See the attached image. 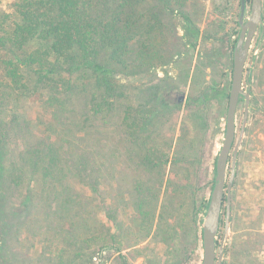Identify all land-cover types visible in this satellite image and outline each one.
I'll return each instance as SVG.
<instances>
[{
	"label": "rangeland",
	"instance_id": "1",
	"mask_svg": "<svg viewBox=\"0 0 264 264\" xmlns=\"http://www.w3.org/2000/svg\"><path fill=\"white\" fill-rule=\"evenodd\" d=\"M159 3L149 0L147 5L156 11ZM251 4L249 0L246 20ZM169 9L164 13L166 28L161 35L150 28L155 22L151 11L144 16L151 21L150 26L144 27V34L135 36V42L145 37L162 41L164 64L137 68L131 75L121 74V81L130 84L131 90L135 88L132 102L148 101L155 94V110L165 98L177 102L173 110L167 113L163 109L160 114L162 133L151 131L150 144L165 149L161 162L156 170L153 164L144 162V148L127 136L119 112L113 131H101L98 126L99 131L87 138H102L103 145L112 148L105 149L104 154H112L120 163L107 160L109 168L104 166L108 174L99 196L72 207L84 220L76 215L73 219L65 212L69 209L60 205L64 188L46 205L35 183V205L21 208L22 219L33 209V223L20 229L25 240H15L11 245L17 264H203L201 229L207 210L203 202L211 197L216 157L225 137L233 54L241 32V4L240 0H172ZM253 39L258 53L250 55L245 69L246 89L252 96L237 158L225 264H264V0L263 23ZM172 88L177 94L170 96ZM224 88L227 94L222 93ZM183 94L184 99L178 100ZM241 99L238 133L245 109V99ZM23 104L33 118L37 103L28 98ZM152 151L157 156L162 154L154 148ZM113 161L118 164L112 169ZM110 169L113 177L109 178ZM81 186L76 184V194ZM149 188L153 192L147 191ZM26 192L24 188L14 192L13 204L24 201ZM225 207L226 201L218 245L226 227Z\"/></svg>",
	"mask_w": 264,
	"mask_h": 264
},
{
	"label": "trees",
	"instance_id": "2",
	"mask_svg": "<svg viewBox=\"0 0 264 264\" xmlns=\"http://www.w3.org/2000/svg\"><path fill=\"white\" fill-rule=\"evenodd\" d=\"M9 1L0 0V264H17L11 245L22 243L20 229L33 223V209L22 219L21 208L35 205V183L46 205L64 188L60 205L73 219H85L72 207L99 196L108 174L104 164L117 159L104 154L112 148L102 138H87L98 126L113 131L119 112L127 136L144 148L141 158L156 170L165 149L150 144L151 131L162 133L161 112L177 106L165 98L155 110L156 94L134 103L135 88L121 81V74L157 68L166 59L156 37L135 42L150 26L144 17L153 9L149 0ZM171 5L172 0H160L152 11L150 28L160 35ZM28 98L37 103L33 118L23 104ZM117 164L113 161L112 169ZM77 183L83 186L78 194ZM23 188V203L13 204V193ZM209 200L203 202L205 209Z\"/></svg>",
	"mask_w": 264,
	"mask_h": 264
},
{
	"label": "water",
	"instance_id": "3",
	"mask_svg": "<svg viewBox=\"0 0 264 264\" xmlns=\"http://www.w3.org/2000/svg\"><path fill=\"white\" fill-rule=\"evenodd\" d=\"M248 0H241L239 23L241 32L234 50V65L232 82L226 116V131L222 147L216 162V177L206 215L203 221V264H224L227 241L232 214V190L236 177L238 155L242 146L249 120L251 92L244 89L245 69L250 57V50L259 26L263 23V0H252L251 13L245 19ZM253 62V59H251ZM185 97L183 94L182 98ZM242 97L246 99L245 113L238 133L237 113ZM232 155V169L228 180L229 158ZM226 201V227L220 244L218 234L221 227V218Z\"/></svg>",
	"mask_w": 264,
	"mask_h": 264
},
{
	"label": "flooded vegetation",
	"instance_id": "4",
	"mask_svg": "<svg viewBox=\"0 0 264 264\" xmlns=\"http://www.w3.org/2000/svg\"><path fill=\"white\" fill-rule=\"evenodd\" d=\"M253 44H254V41H253ZM253 44H252L253 47H252V49H251V53H250V55H252V56L254 55V52H255V50H254V45H253ZM257 53H258V52H257ZM249 58H250V57H249ZM245 82H246V80H245V78H244V89L247 90L246 88H247L248 85H246ZM175 93L177 94V91L174 90V88H172V89L169 90V95H170V96L173 95V94H175ZM182 96H183V95H181L180 97H178V100H183L184 97L182 98ZM242 98H243V97H242ZM244 98H245V97H244ZM244 98H243V99H244ZM245 107H246V99H245ZM244 113H245V109H244ZM223 212H224V208H223ZM223 212H222V215H223ZM225 214H226V217H227V208H226V207H225ZM222 237H223V235H222ZM221 240H222V239H221Z\"/></svg>",
	"mask_w": 264,
	"mask_h": 264
},
{
	"label": "built area",
	"instance_id": "5",
	"mask_svg": "<svg viewBox=\"0 0 264 264\" xmlns=\"http://www.w3.org/2000/svg\"><path fill=\"white\" fill-rule=\"evenodd\" d=\"M253 46H251V49H252ZM258 51H255V53H257ZM250 53H251V50H250ZM246 84V82H245ZM247 85V84H246ZM264 219V218H263ZM263 231H264V221H263Z\"/></svg>",
	"mask_w": 264,
	"mask_h": 264
}]
</instances>
